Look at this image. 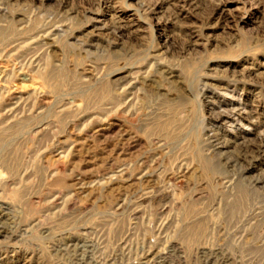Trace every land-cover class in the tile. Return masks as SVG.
<instances>
[{
  "label": "rangeland",
  "instance_id": "1",
  "mask_svg": "<svg viewBox=\"0 0 264 264\" xmlns=\"http://www.w3.org/2000/svg\"><path fill=\"white\" fill-rule=\"evenodd\" d=\"M0 264H264V0H0Z\"/></svg>",
  "mask_w": 264,
  "mask_h": 264
},
{
  "label": "bare ground",
  "instance_id": "2",
  "mask_svg": "<svg viewBox=\"0 0 264 264\" xmlns=\"http://www.w3.org/2000/svg\"><path fill=\"white\" fill-rule=\"evenodd\" d=\"M133 122V121H132ZM135 123V122H134ZM70 128V127H69ZM140 129V128H139ZM189 168V167H188ZM199 172V171H198Z\"/></svg>",
  "mask_w": 264,
  "mask_h": 264
}]
</instances>
